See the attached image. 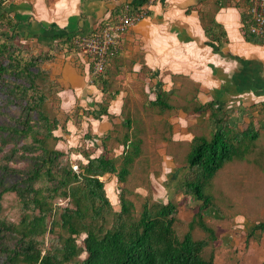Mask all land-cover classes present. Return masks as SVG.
Masks as SVG:
<instances>
[{"label":"trees","instance_id":"trees-1","mask_svg":"<svg viewBox=\"0 0 264 264\" xmlns=\"http://www.w3.org/2000/svg\"><path fill=\"white\" fill-rule=\"evenodd\" d=\"M5 1L0 0V90L5 106L16 109L12 113L0 108V250L7 263L215 264L217 234L206 220V212L216 206L205 187H214L218 171L230 161L245 160L255 151L260 161L264 157L263 147L258 150L261 132L253 124L242 131L217 119L219 109L213 101L200 105L196 110H210L220 126L210 135H196L187 156L183 193L197 201L193 217H179L180 201L163 202L150 196L137 210L125 189L120 194V209H116L104 177L114 174L127 182L130 167L141 152L140 139L134 136L128 143L131 135L127 133L119 158L110 155L104 140L99 155L84 144L67 151L57 146L64 136L56 131L68 133L67 123L49 106L51 96L59 90L45 63L59 52L78 49L76 35L66 30L54 32L48 36V49L31 51L22 39L41 41L42 36L23 33L24 20L9 11ZM146 1L131 5L132 12ZM225 4L217 1L218 8ZM237 5L245 39L264 44V37L250 30L251 0ZM202 19L206 34L221 47L222 38L228 39L224 26L214 16L206 22L204 16ZM104 76L105 72L93 82L106 92ZM108 103L106 99L89 113L100 119L108 114ZM154 103L163 109L172 107L161 94ZM127 123L131 128L132 121ZM73 153L81 158L74 159ZM10 193L19 201L17 220L2 215V200ZM180 226L188 229L181 232ZM198 229L205 235L196 237ZM259 229L264 233V221L255 225L254 230ZM211 245L213 249L207 253Z\"/></svg>","mask_w":264,"mask_h":264},{"label":"crops","instance_id":"crops-1","mask_svg":"<svg viewBox=\"0 0 264 264\" xmlns=\"http://www.w3.org/2000/svg\"><path fill=\"white\" fill-rule=\"evenodd\" d=\"M143 1L15 0L8 8L24 20L21 25L23 33L40 34L41 41L47 44L51 41L48 36L60 30L76 36L91 34L122 16L128 5L131 7ZM217 1L154 0L147 6L146 17L122 35L119 53L110 59L105 71L106 92L100 85L90 82V59L79 49L61 52L48 62L46 67L58 84L62 110H86V114L82 111V118H77L81 128L78 133L71 134L73 138H83L87 147H92L94 140L97 141L102 134V141L103 137L110 139L111 133L115 131L114 124L121 122L126 100L134 108V101L143 98L144 107H153L157 121L168 125L170 133L166 132L161 137L165 153L163 168L177 174L187 166L181 165L173 154L167 152L166 149L172 146L171 140L192 142L196 135H210L220 126L212 118L210 110H196L200 105L215 102L219 109L216 118L242 131L250 124L259 131L260 127L264 128V44L245 39L241 8L237 5L241 0H224L226 4L220 8L217 7ZM146 4L147 1L137 9L146 7ZM202 16L205 22L214 16L224 26L228 39L222 38L225 43L221 47L206 34ZM186 86H189L186 100L192 105L187 103L179 107L166 99L168 92L177 89L185 91ZM160 94L172 105L171 108L163 109L154 103ZM181 96H178L179 99L185 97ZM106 99L109 101L108 114L102 115L100 119L94 118L89 111L98 109V104L104 103ZM141 114L144 119L148 118L146 110H142ZM62 116V121L69 119L67 123L77 127V115L71 113ZM206 122L209 126L210 122L217 124L210 134L199 132ZM192 128L199 133L194 134ZM132 129H135L134 125ZM134 133L130 134L128 143L134 136L140 139L139 132ZM102 147L97 143L96 155L103 151ZM183 182L184 179L181 186ZM169 187L165 194H169L170 198H159L160 201H179L181 196H171ZM106 189L112 191L107 188V184ZM245 218L244 215H238V219L243 222Z\"/></svg>","mask_w":264,"mask_h":264},{"label":"rangeland","instance_id":"rangeland-1","mask_svg":"<svg viewBox=\"0 0 264 264\" xmlns=\"http://www.w3.org/2000/svg\"><path fill=\"white\" fill-rule=\"evenodd\" d=\"M11 2H15V0L5 1L7 8ZM22 41L28 49L34 52L48 49V45L35 38L22 39ZM62 52H67V50ZM188 87H185V91L177 89L175 92H168L166 99L168 98L167 100L179 107L182 105L186 106L187 103L192 105L189 100H186V95L189 92ZM179 95H183L181 97L185 95V97L179 99ZM143 101V98L134 101L135 106L133 108L132 104H129L126 100V104L121 113V122L113 123L115 131L111 133L110 139L103 137L105 144L110 149V155L117 158L123 154L125 149L123 143L127 133L132 135V133L134 134L135 131H138L141 145V154L135 158L131 165V172L127 177V182L123 183L119 181L118 177L114 174H109L104 177V180L107 182V188L112 189V191L107 189V194L111 197L115 208L120 209V194L122 189H125L126 196L132 199L137 206V210H140L146 196H150L156 200L170 198L168 197L169 194H165L166 188L169 185L171 187V189L169 187V190L172 192L171 196L178 194L181 196L179 200V217L183 220L191 219L197 201H194L190 196L184 197L183 186H181V182L185 179V175L188 172V167L177 174L171 172L172 170L166 171L167 169L163 168V166L165 167V161L163 162V154L165 153L161 146V137L166 132L170 133L168 125L164 122H159V120L157 121V115H153L155 109L149 106L144 107L142 104ZM49 106L61 119H63L62 114L64 116L66 114L70 115L71 113L77 115L75 116L77 130L71 124L67 123L69 121L67 119L65 122L67 123L68 133L66 130L61 131V129L56 131V133L64 136V140L60 141L57 146L67 151L71 147L82 145L81 141L85 144L86 142L83 138L75 140L71 134L73 132H79L81 127L78 124V119L83 117L82 111L83 114H86V110L74 109L68 112L63 111L61 100L56 94L51 96ZM0 108L12 113L16 110L14 106H10L9 108L5 106V96L1 90ZM132 109L135 112L134 114H132ZM142 110L147 111L148 118L144 119V116L141 114ZM2 118L3 116L0 115V120ZM129 118L133 121L132 126L134 125L135 129H132V126L128 128L127 122ZM83 120L85 119L83 118ZM69 126L71 129H69ZM214 126H217L215 122L214 124L210 122V126L206 122L199 132L210 134ZM192 131L194 134L199 133L194 128H192ZM260 131L262 133L259 140L261 148L258 150H261L262 147L264 149V128L260 127ZM89 132H91L90 127ZM89 132L87 134H90ZM102 136L103 134L97 141L94 140L95 144L90 147V150L95 155L97 143L101 147L104 144ZM171 141L172 146L166 149L167 152L173 154L176 161L181 163V165H187V156L192 148V142L188 140L175 142L174 139ZM102 149L104 148L102 147ZM133 150L134 148L131 149V151ZM256 152H252V156L249 157L251 158L250 160L246 158L244 161L233 160L227 163L215 176L214 187H205V192L214 196V205L218 208H213L206 212V220L215 228L217 234L215 245L207 248V253H210L214 247L215 264H264V233L260 229L254 230L255 225L259 221H264V157L262 156L261 161H259L256 159ZM73 157L74 159L81 158V155L79 153H73ZM167 173H170V176H167ZM20 214V205L16 195L13 193L6 194L2 200V215L9 219L17 220ZM238 215L246 216L247 219L245 218V222L239 220ZM179 229L181 232H185L188 227L180 226ZM204 235L205 233L199 229L195 232L196 237H202ZM0 264H8L6 255L1 250Z\"/></svg>","mask_w":264,"mask_h":264},{"label":"built area","instance_id":"built-area-1","mask_svg":"<svg viewBox=\"0 0 264 264\" xmlns=\"http://www.w3.org/2000/svg\"><path fill=\"white\" fill-rule=\"evenodd\" d=\"M146 7L131 11L130 5L126 12L114 21L107 23L91 34H83L74 38L75 45L89 61V80L104 73L110 59L116 56L120 50L122 35L135 24L144 19L148 13V7L154 0H148ZM251 23L250 30L264 37V0H251L250 6Z\"/></svg>","mask_w":264,"mask_h":264}]
</instances>
